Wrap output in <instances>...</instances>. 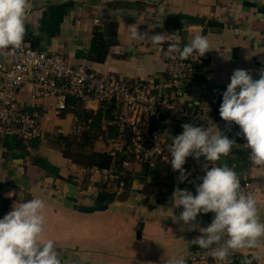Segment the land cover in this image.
I'll list each match as a JSON object with an SVG mask.
<instances>
[{"label":"crops","instance_id":"obj_1","mask_svg":"<svg viewBox=\"0 0 264 264\" xmlns=\"http://www.w3.org/2000/svg\"><path fill=\"white\" fill-rule=\"evenodd\" d=\"M30 4L26 46L61 54L73 66L84 63L94 72H113L130 81L163 78L169 44L166 39L161 51L149 38L133 39V28L146 36L167 37L179 31L181 48L196 33L206 36L210 50L202 57H190L195 73L181 86L184 102L211 120H222V93L234 70H247L256 80L264 69L261 0H30ZM226 53L231 59L225 60ZM13 96L26 109L42 113L43 136L29 143L14 134L0 136V219L14 203L42 199L43 239L55 242L62 264H166L173 257L193 264L189 257L205 251L193 249L191 240L199 231L172 218L183 211L182 206L175 207V189L188 190L171 171L168 145L169 137L180 134L176 122L157 116L144 124L170 158L149 168L110 154L111 146L102 137L115 132L112 107L72 100L73 106L56 111L52 99H34L27 89ZM81 119L91 122L78 130ZM215 130L235 139L238 146L227 157L207 163L232 168L241 187L248 181L264 219V168L252 164L246 140L237 135L240 129ZM93 152L109 155L110 164L90 165ZM111 166L118 178L106 171ZM213 218L214 213H201L196 223L207 227ZM232 255L236 264H264V243Z\"/></svg>","mask_w":264,"mask_h":264},{"label":"clouds","instance_id":"obj_2","mask_svg":"<svg viewBox=\"0 0 264 264\" xmlns=\"http://www.w3.org/2000/svg\"><path fill=\"white\" fill-rule=\"evenodd\" d=\"M30 7V0H0V49L22 45L26 35L25 18ZM131 36L140 40L149 38L154 45L160 46L161 51H164L167 39V56L171 60H176L177 54L181 60L193 55L202 57L210 50L208 38L200 33L194 34L191 42L183 48L180 47L179 31L167 34V37L164 33L146 36L133 28ZM227 57L224 59H231ZM219 115L229 125L234 122L239 126L237 135L246 140L252 164L264 168V69L256 80L247 70L233 71L230 83L222 93ZM182 127V134L169 137L171 143L168 145L170 163L173 171L180 173V182L190 175L183 167L186 158L193 157L198 161L203 156L211 164L227 157L233 147L238 146L235 139L218 133L215 123L207 127L186 123ZM157 151L158 146L148 154L154 155ZM203 171L206 174L198 178L202 183L196 185L195 195L186 189H175V207L182 206L183 211L178 217L174 215L173 221H182L188 230L199 231L200 235L191 240L192 244L208 250L207 255L216 261H225L240 249L259 248L264 243V219L255 196L242 190L237 173L227 165L209 168L206 164ZM23 196L21 191V201ZM45 207L42 199L32 198L14 203L12 210L0 219V264H62L55 242L43 239ZM209 212L214 213L210 225L200 227L196 223L198 215ZM166 264L186 262L183 258L173 257Z\"/></svg>","mask_w":264,"mask_h":264},{"label":"built area","instance_id":"obj_3","mask_svg":"<svg viewBox=\"0 0 264 264\" xmlns=\"http://www.w3.org/2000/svg\"><path fill=\"white\" fill-rule=\"evenodd\" d=\"M195 68L189 57L171 60L166 57L164 77L159 80L130 81L126 76L116 73L94 72L84 63L73 66L61 54L46 53L24 42L19 48L0 49V136L16 135L21 141L29 143L43 136L42 113L30 111L15 100L14 92L27 89L34 99H52L56 111L71 107V101L98 102L112 107L111 124L115 132L102 137L109 143L112 157H122L123 161H136L141 166L153 168L162 161H169L167 149L160 139L152 137L144 129V124L157 116L163 120L177 123L180 134L183 124L207 127L214 123L225 131L239 130L234 122L211 120L202 113L194 111L183 100L182 82L193 77ZM89 119H81L77 129H85ZM158 146L154 155H149ZM207 163L202 156L197 161L186 158L183 166L190 173L184 181L188 190L196 194V185L202 183L200 177L206 173ZM172 167V166H171ZM107 169L109 176L118 178V173ZM176 179L180 173L171 170ZM251 184L244 181L242 190L248 194ZM200 251L189 257L193 264H236V257L230 255L225 261H216Z\"/></svg>","mask_w":264,"mask_h":264},{"label":"trees","instance_id":"obj_4","mask_svg":"<svg viewBox=\"0 0 264 264\" xmlns=\"http://www.w3.org/2000/svg\"><path fill=\"white\" fill-rule=\"evenodd\" d=\"M110 161H111V157L107 154L93 152L92 154L89 155V162H90L89 164L96 165L99 168L108 166L110 164Z\"/></svg>","mask_w":264,"mask_h":264},{"label":"water","instance_id":"obj_5","mask_svg":"<svg viewBox=\"0 0 264 264\" xmlns=\"http://www.w3.org/2000/svg\"><path fill=\"white\" fill-rule=\"evenodd\" d=\"M214 23H209V25H213ZM91 208L90 207H83L84 211H89ZM193 249H200L198 245H194Z\"/></svg>","mask_w":264,"mask_h":264},{"label":"rangeland","instance_id":"obj_6","mask_svg":"<svg viewBox=\"0 0 264 264\" xmlns=\"http://www.w3.org/2000/svg\"><path fill=\"white\" fill-rule=\"evenodd\" d=\"M160 119H162L160 116H159Z\"/></svg>","mask_w":264,"mask_h":264}]
</instances>
